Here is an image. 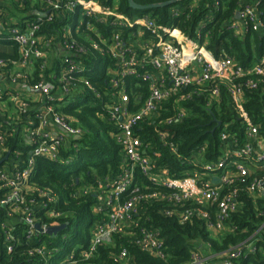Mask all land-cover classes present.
I'll use <instances>...</instances> for the list:
<instances>
[{
	"label": "trees",
	"instance_id": "16d2710c",
	"mask_svg": "<svg viewBox=\"0 0 264 264\" xmlns=\"http://www.w3.org/2000/svg\"><path fill=\"white\" fill-rule=\"evenodd\" d=\"M70 1L77 0H60L59 9L53 13V18L38 23V35L57 53L51 60L50 68L41 71L40 62L35 63L33 79L39 80V75L42 74L56 86V95L59 97L53 102L55 112L72 127L81 129L83 134L79 139H71L68 144L65 142L60 146L58 161L35 159L33 173L22 192V208L30 209L35 224H50L48 227L51 228L52 223L56 222L55 227L68 224V228L55 236L41 233L28 236V227L21 222L20 214L11 213V208L0 207V264H66L64 260L68 254L82 248L87 249L91 241V229L101 218L92 212L96 201L92 190L97 188L99 182L113 179L123 165V155L113 141V127L105 108L111 98L106 74L113 63L106 51L113 31L110 24L115 19L106 15V11L110 10L117 16L128 19L148 18L159 27H175L181 35L192 40H196L199 32L200 42H206V49L215 59L230 58L244 70L253 68L264 54V0L256 6L260 28L251 30L247 24V30L239 35L230 26L235 22L240 0H174L172 5L148 11L129 8L127 0H93L97 13H100L96 16H101L100 20L99 17L82 15L80 9L69 11L67 4ZM133 1L138 5L148 6L173 0ZM248 3L252 4L250 0ZM8 4L9 9L4 7L8 18L26 14V19L31 22L37 20L32 11L45 6L41 0H11ZM141 31L144 40L152 34L147 28H141ZM131 33L133 31L123 30L122 38L131 40ZM93 45L98 49H94ZM66 47L72 51L76 48L84 51L82 55L72 59L85 70L80 78L86 79L90 86H85L75 78L72 81V91L67 96L61 93L63 83H59L65 68L63 58L66 57ZM11 51L10 55L0 51V59L16 60L17 49L13 48ZM51 77L55 78L52 80ZM248 81L255 82L256 88L247 89L245 85ZM232 82L243 87L239 108L229 95V85L226 82H206L171 97L162 105L163 110L155 120L140 123L138 136L146 145V155L151 158L155 171L165 170L171 177L183 178L194 168L216 162L224 147L221 133L233 136L239 144L245 140L246 124L241 114H246L264 135V72ZM125 83L132 103L135 99L142 101L147 96L146 84L131 79H127ZM213 91L217 92L216 96L212 95ZM79 95H84L81 102L75 100ZM180 96L184 99L178 105L184 116L178 123L167 126L164 121L174 116L172 105ZM135 110V107L131 109ZM20 127L21 125L17 128ZM159 131L168 133L165 140L159 139ZM6 147L11 153L16 151L20 154L17 167L21 168L22 161H25L30 150L21 133L17 132ZM194 161L197 166L189 164ZM1 169L3 168L0 167ZM260 174L254 172L244 183L235 182L222 189L224 195L235 191L241 202L237 211L230 214L225 232L212 234L206 229L204 222L195 216L180 224L174 216L164 215L169 211L167 204L142 202L139 205L140 223L158 233L164 246L163 258L152 257L140 251L134 244L135 237L116 234L109 244L99 246L91 258L86 261L78 260L77 264H120L115 259L122 249L127 251L129 264H188L192 251L197 249L203 256L211 257L209 260L216 261L228 251L242 248L244 242L253 235L257 241L254 245L256 253L241 258L234 264H264V199L254 201L246 194L250 182ZM136 177L138 195L156 190L149 186L138 171ZM87 190L90 192L85 193ZM3 195L4 192L0 190V199ZM46 196L55 201V209L61 215L54 222L48 220L40 210L34 209L38 204L51 205ZM209 212L213 222L215 209L212 207ZM9 213L12 214L11 217L8 216ZM3 224L11 230L13 238L10 253L6 251L4 244L6 230ZM38 251L41 253L38 254Z\"/></svg>",
	"mask_w": 264,
	"mask_h": 264
},
{
	"label": "built area",
	"instance_id": "2783aa9c",
	"mask_svg": "<svg viewBox=\"0 0 264 264\" xmlns=\"http://www.w3.org/2000/svg\"><path fill=\"white\" fill-rule=\"evenodd\" d=\"M41 1L45 6L40 13L45 16L39 17L36 22L29 21L25 16L13 23L6 16L4 7L0 6V51L4 52L5 48H16L18 51L16 60L0 59V167L3 168L0 170V190L4 192L0 207L11 208V213L20 214L21 222L28 227V236L32 233L46 234L45 231L50 227V224L49 227L45 224L38 225L40 230L35 229L30 209L22 208V192L33 173L35 159L58 161L60 146L65 142L68 144L71 139H79L83 134L81 129L72 127L55 112L53 102L59 97L56 95V86L42 74L39 75V80L33 79L35 63L40 62L41 71L50 68L51 60L57 53L38 35V23L53 18V13L59 9L60 0ZM250 1L252 4L248 3L249 0H240V7L235 14H238V20L230 26L237 35L247 30V24L251 30L260 28L256 6L261 0ZM67 8L72 12L80 9L82 15L89 18L99 17L96 15L100 14L97 13L93 0L70 1ZM106 13L115 19L110 24L113 31L106 51L113 63L106 74L111 98L105 108L113 127V141L123 155V165L113 179L99 182L97 188L92 190L96 200L92 212L101 218L91 229V241L87 249L82 248L68 254L64 260L66 264L88 260L99 246L109 244L116 234L135 237L134 244L140 251L152 257L163 258L164 246L158 233L140 223L139 205L142 202L165 203L169 207L165 216H174L180 224L195 216L204 222L208 231L219 234L227 230L226 222L230 214L241 205L235 191L224 195L223 188L230 187L235 182L244 183L250 174L260 172L250 182L246 194L254 201L264 199V135L246 114L240 115L246 124L243 143L239 144L233 136L221 133L224 147L217 161L198 166L199 168L188 171L183 178L171 177L165 170L155 171L151 158L146 155V145L138 136L140 123L155 120L163 110L162 105L171 97L206 82H226L229 85V95L239 108L243 87L232 81L264 72V54L253 68L244 70L230 58L215 59L206 49V42H200L199 32L196 40H192L181 35L175 27H159L148 18L128 19L119 17L110 10ZM100 18L101 16L98 19ZM141 28L151 30L152 34L147 40L143 39ZM123 30L133 31L131 40L122 38ZM93 48L98 49L96 45ZM82 53L84 51L81 48L72 51L66 47V57L63 58L65 68L59 79V83H63V95L71 93L75 78L90 87L86 79L80 78L85 70L72 59ZM51 78L53 80L55 77ZM127 79L147 85V96L142 101L135 99L132 103L126 91ZM245 87L253 90L256 83L248 81ZM211 93L213 96L217 94L216 91ZM95 96L99 98L98 94ZM183 99L182 96L175 99L172 105L174 116L167 118L165 125L176 124L182 119L184 112L178 104ZM134 107L137 110L131 111ZM19 125L21 127L18 129ZM17 132L21 133L30 147L21 168L17 167L20 154L16 151L11 153L6 147ZM167 136L166 131L158 132L162 141ZM189 164L198 165L195 161ZM136 171L156 190L138 195ZM213 178L219 180L217 185L212 183ZM87 192L90 191L85 193ZM47 202L51 205L38 204L34 209L40 210L53 222L61 218L55 209V201L47 198ZM212 207L215 209L213 222L209 212ZM8 216L11 217L12 214L9 213ZM2 226L6 230L5 248L10 253L13 249L11 230L5 224ZM51 226L55 227L57 223L54 222ZM254 236L248 238L242 248L230 250L216 261L209 260L211 257L203 256L198 249L192 251L188 264H234L235 261L256 253L254 245L257 241ZM115 261L129 264L126 249L120 251Z\"/></svg>",
	"mask_w": 264,
	"mask_h": 264
},
{
	"label": "water",
	"instance_id": "95a60500",
	"mask_svg": "<svg viewBox=\"0 0 264 264\" xmlns=\"http://www.w3.org/2000/svg\"><path fill=\"white\" fill-rule=\"evenodd\" d=\"M128 2V6L129 8L135 10V11H148L150 9H153V8H158V7H166V6H169V5H172L175 3V1H167V2H164V3H160V4H153V5H148V6H142V5H138L136 4L133 0H127ZM40 17H44L45 15H42V14H39ZM235 20H238V14L235 16ZM212 183L217 185L219 183V180L217 178H213L212 179ZM68 228V224H62L58 227H51V228H48L45 233L49 236H55L57 235L58 233L64 231L65 229ZM35 229L37 230H40L39 229V226L38 224L35 225Z\"/></svg>",
	"mask_w": 264,
	"mask_h": 264
},
{
	"label": "crops",
	"instance_id": "0c3cea01",
	"mask_svg": "<svg viewBox=\"0 0 264 264\" xmlns=\"http://www.w3.org/2000/svg\"><path fill=\"white\" fill-rule=\"evenodd\" d=\"M0 6L1 7H6V8H8L9 7V4H8V2L7 1H5V0H0ZM6 8H4L5 10H6ZM9 9V8H8ZM40 10H41V8H39V10H34V11H32V15H34L37 19L40 17L39 16V14H41L40 13ZM43 15V14H42ZM25 16H27L26 14L25 15H15V16H13V17H9V19L13 22V23H16L17 21H19V20H21V19H23V17H25ZM12 49H7V48H5L4 49V53H6V54H8V55H10V54H12V51H11ZM51 56V54H48V56Z\"/></svg>",
	"mask_w": 264,
	"mask_h": 264
},
{
	"label": "rangeland",
	"instance_id": "374dc122",
	"mask_svg": "<svg viewBox=\"0 0 264 264\" xmlns=\"http://www.w3.org/2000/svg\"><path fill=\"white\" fill-rule=\"evenodd\" d=\"M11 0H7V2L9 3ZM9 8V7H8ZM83 97H84V95H79V96H77V98L75 99L76 101H78V102H81L82 100H83ZM250 171H252V169H250ZM66 260V259H65Z\"/></svg>",
	"mask_w": 264,
	"mask_h": 264
}]
</instances>
